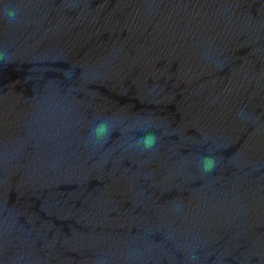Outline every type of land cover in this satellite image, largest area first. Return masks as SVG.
<instances>
[{
	"label": "water",
	"instance_id": "1",
	"mask_svg": "<svg viewBox=\"0 0 264 264\" xmlns=\"http://www.w3.org/2000/svg\"><path fill=\"white\" fill-rule=\"evenodd\" d=\"M0 264H264V0H0Z\"/></svg>",
	"mask_w": 264,
	"mask_h": 264
},
{
	"label": "clouds",
	"instance_id": "2",
	"mask_svg": "<svg viewBox=\"0 0 264 264\" xmlns=\"http://www.w3.org/2000/svg\"><path fill=\"white\" fill-rule=\"evenodd\" d=\"M9 16L14 17L15 13L9 12ZM104 130L105 129L103 124L99 125L96 129L97 133H102ZM154 143H155L154 136L149 135L144 139V144L147 148H151L154 145ZM204 164H205V170H211V168L214 166V161L211 158H205Z\"/></svg>",
	"mask_w": 264,
	"mask_h": 264
}]
</instances>
